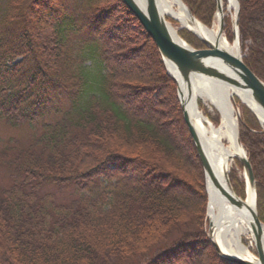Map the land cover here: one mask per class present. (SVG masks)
<instances>
[{
    "label": "trees",
    "instance_id": "16d2710c",
    "mask_svg": "<svg viewBox=\"0 0 264 264\" xmlns=\"http://www.w3.org/2000/svg\"><path fill=\"white\" fill-rule=\"evenodd\" d=\"M181 1L211 25L215 0ZM238 4L242 60L264 82V0ZM0 120L35 131L0 146L13 176L0 186V264H234L206 236L191 138L198 170L157 126L186 130L176 83L122 0H0ZM239 140L264 224V126L249 115ZM46 185L71 198L56 201Z\"/></svg>",
    "mask_w": 264,
    "mask_h": 264
},
{
    "label": "bare ground",
    "instance_id": "6f19581e",
    "mask_svg": "<svg viewBox=\"0 0 264 264\" xmlns=\"http://www.w3.org/2000/svg\"><path fill=\"white\" fill-rule=\"evenodd\" d=\"M136 2L140 6H144V0H136ZM156 4L160 15L164 18L174 36L180 37L170 20L178 22L180 27L188 29L197 37L206 39L210 45L232 55L241 56L236 41H228L224 34L218 36L217 20L219 15L215 17L213 24L207 27L197 19H193L180 0H156ZM226 6L228 10H233L236 6L235 1L228 0ZM181 41L184 40L181 38ZM206 63L226 74L233 75L221 58L209 57ZM166 66L168 71L172 72L170 64L167 63ZM176 77L180 91L183 92L182 86L185 85L177 75ZM198 98L206 100L212 111L218 113V123H214L201 111ZM234 98L241 105L251 110L260 124L264 125V115L251 100L246 89L226 81L201 75H194L190 78V96L186 101L185 108L197 132L214 179V182L208 177L204 179V189L208 200L206 220L207 224L208 222L211 223L209 236L223 253L257 262L256 257L250 253L242 242L244 236H248L250 242H253L251 225L255 210L253 191L248 185L244 170L242 175L245 195L243 198L240 197L244 202V206L239 208L223 194L230 191L231 183L228 172L234 159L246 155L240 140L238 141V116L233 103ZM260 233L264 247L263 224L260 225Z\"/></svg>",
    "mask_w": 264,
    "mask_h": 264
},
{
    "label": "water",
    "instance_id": "95a60500",
    "mask_svg": "<svg viewBox=\"0 0 264 264\" xmlns=\"http://www.w3.org/2000/svg\"><path fill=\"white\" fill-rule=\"evenodd\" d=\"M122 1L125 4V6L128 8V10L138 20L139 24L143 27L146 34L154 42L157 51L160 55V58L162 60V63L164 64L167 74L176 83L177 99L180 104L182 118L187 128V131L190 135L197 157L199 158L204 179L208 177L211 179L212 182H214V179L212 177V171L210 169V164L206 159L197 132L194 126L192 125L185 108L186 101L190 96V78L194 75H201L203 77H207L211 79L226 81L234 85H237L239 87H242L243 89H246L250 94L251 100L255 103L258 110L263 115H264V82L258 76H256V74L243 62L242 55L241 56L232 55L224 50H221L220 48L212 46L208 43L206 39H201L197 37L193 32L191 33H193L204 45L203 48H193L192 46L188 45L186 42L181 41L180 37L174 36L170 32L166 21L159 13L156 0H144L143 7L140 6L136 2V0H122ZM215 1H216L215 17L219 15V18L217 20V34L218 36H220L221 34H223V26H224V22H223L224 13L222 6L223 3L222 0H215ZM226 1L228 2V0ZM234 1L236 6L233 9V16L230 19L231 41L232 42L236 41V43L239 46V40H238L239 4H238V0H234ZM181 3L185 6V4L182 1ZM186 9L188 10L187 7ZM188 12L193 19H196L190 13L189 10ZM212 24L213 22L211 23V25ZM209 57L221 58L223 62L230 68L233 75L226 74L223 71H220L214 67L209 66L206 63ZM167 63L170 64L172 72L168 71V68L166 66ZM176 75L185 85L182 86L183 92L180 91V88L178 86V79ZM236 158L239 161L240 165L242 166L243 170L246 172L248 185L253 191L254 205H255V181L253 178V174L248 158L246 157V155L243 157H236ZM223 194L232 204L238 206L239 208L244 206L243 200L240 198V196H238L234 192L231 185H230V191L225 192ZM207 204H208V200L206 196V205ZM210 225L211 223L208 222V229L206 236L211 242L216 254L221 259L234 264H264V247L262 244V238L260 233V225H262V223L258 219L256 208L253 213V221L251 228H252V241H253L252 243L255 249V253H256L255 257L257 259V262L245 258L234 257L228 253H223L218 247V245L209 236Z\"/></svg>",
    "mask_w": 264,
    "mask_h": 264
},
{
    "label": "rangeland",
    "instance_id": "374dc122",
    "mask_svg": "<svg viewBox=\"0 0 264 264\" xmlns=\"http://www.w3.org/2000/svg\"><path fill=\"white\" fill-rule=\"evenodd\" d=\"M222 3H223V1H222ZM226 4H227V1L225 0V4L223 3V13H224L223 22H224V26L229 28V30L231 32L230 19L233 16V10L232 9L228 10L226 8ZM172 21H174V20H172ZM214 21H215V14H214V19L212 22H214ZM174 22H175V24H172V23L171 24L176 28L177 33L180 34V30L181 31H188L191 33V31H189L188 29L180 27L178 22H176V21H174ZM224 26H223V34L226 37V30H225ZM191 34H193V33H191ZM229 41H231V39ZM199 42H200L201 46H197L196 48H203L204 45L201 43L200 40H199ZM186 43L188 44V42H186ZM193 48H195V47H193ZM241 55L243 56L244 54L241 52ZM139 62H140V65H142V66L144 65V66L148 67V61L141 59ZM141 97L144 99V101L147 100V98H149L147 93H142ZM233 103H234V106L236 108V112H237V116H238V131H240V127L244 123V121L245 122L248 121L249 115H252L255 118V120L258 122L259 126H261V124L259 123L256 116L247 107H244L243 105H241L240 102L236 98H234ZM198 105H199V108L201 109V111L205 115H207L212 121L215 120L216 123L219 122L218 113L216 111H212L209 103L206 100H202L201 98H198ZM179 106H180V104H179ZM142 110L145 112H148V113L151 112L153 115V118L157 119V121H160L159 118L163 117L162 115H159L154 109H152V107L148 109V107H146L145 103L143 104ZM176 123L172 125V127L174 129H172V127H169L170 130H169V128H166L163 125H160V126L157 125V126L160 127V130H162V133L165 134V136L168 138V140L172 141V143L177 147L179 152L182 154L183 157L178 159L180 164H182V161H184V162L187 161L190 164V166H192L193 170H198L199 167H198L197 163L194 162L191 158L192 153L190 151V147H192V145L191 144L189 145L188 141H186L187 136H186V138L184 137V132H186V135H188L190 137V135L187 131V128H186V130H184L183 128H180L181 124L179 125V123L178 124H176ZM182 130H183V132H182ZM34 132L35 131L33 129L29 128L27 125H21V126H15L14 127V126L7 125L6 123H4L3 121L0 120V146L4 145L9 139H15L17 141V144L24 146L30 142ZM244 151H246V150L244 149ZM197 160H198V162H200L198 157H197ZM242 172H243V168L240 165L237 158H235L234 162H233V164L230 167V170L228 172L229 181L231 183L232 188L234 186L236 191L241 193L240 194L241 196H240L239 194H237L234 191L241 198H243L245 195V185H244V179H243ZM12 179H13V176H12L11 169L8 168L6 165H0V186L6 187L7 185H9L11 183ZM42 191L53 193L54 199L58 202H64V201H67L71 198V188H69V187L59 189L56 186L46 185L43 187ZM188 192H190V193H187L188 197H186V198H188L189 200H192V201L196 200V199H193L194 198L193 192L192 191H188ZM180 200H181V198L179 199V201ZM181 201L184 202L183 200H181ZM184 203L189 205L188 203H191V202L188 201V202H184ZM255 208H256V193H255ZM205 218H206V204H205ZM207 229H208V224H207V220H206V222H205V233H207ZM242 242L248 248L250 253L252 255L256 256L253 243L250 242V239L248 238V236H244L242 238Z\"/></svg>",
    "mask_w": 264,
    "mask_h": 264
}]
</instances>
